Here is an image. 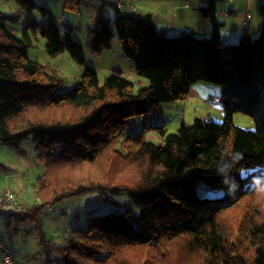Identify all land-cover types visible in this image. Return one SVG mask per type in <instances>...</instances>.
<instances>
[{
    "label": "trees",
    "instance_id": "obj_1",
    "mask_svg": "<svg viewBox=\"0 0 264 264\" xmlns=\"http://www.w3.org/2000/svg\"><path fill=\"white\" fill-rule=\"evenodd\" d=\"M90 1L62 0V7L79 12ZM97 1L86 48L99 53L116 33L146 85L135 88L117 68L100 83L84 65L79 82L63 89L64 78L30 58L28 48L39 35L49 56L66 51L84 64L83 45L72 37L81 27L66 22L60 31L35 0H12L9 13L0 8V143L19 153L30 144L44 170L36 177L37 200L4 215L5 232L38 233L35 264H264V3L258 35L244 29L230 43L221 33L219 0L198 7L211 25L208 37L166 36L150 13L128 10V0ZM19 21L20 35L13 29ZM198 80L221 86V121L195 117L174 132L164 120L151 121L162 104L187 99ZM69 107L82 112L48 118ZM235 112L252 117L254 129L236 125ZM136 116L141 127L133 133ZM199 182L222 194L198 196ZM87 193L97 202L72 209L61 243L48 238L49 212Z\"/></svg>",
    "mask_w": 264,
    "mask_h": 264
},
{
    "label": "rangeland",
    "instance_id": "obj_2",
    "mask_svg": "<svg viewBox=\"0 0 264 264\" xmlns=\"http://www.w3.org/2000/svg\"><path fill=\"white\" fill-rule=\"evenodd\" d=\"M187 1L192 4L193 8L197 9V6H195L197 0ZM35 2L38 4H45L51 10L53 18L59 24L60 31L67 29L68 26L65 24L66 22L81 27L76 28L73 31L72 37L83 45V56L85 58L84 64L76 63L66 51L54 57L49 56L45 50V39L39 35L34 42V46L28 48V55L30 58L49 65L51 69L64 78L63 89L68 90L74 84L79 82L80 75L84 70V65L94 67L100 83L103 82L106 76L114 72V68H117L121 71V74L124 77L129 78L135 83V88L147 84V80L144 77L135 73L132 61L123 55L116 33L114 34L109 48H105L99 53H92L86 48L85 26L92 21L95 12L94 7L98 4L97 0H91L88 4H81L79 12L63 8L62 0H35ZM219 3H221L220 0L217 4L218 6ZM126 4L133 7V10L142 13H147L148 11L161 12L160 10L166 11L169 9L170 0H128L126 1ZM193 4L195 5L193 6ZM192 7L189 11H193L191 10ZM0 8L9 13L14 11L15 6L12 0H0ZM104 13L112 17L113 9L111 7H106ZM38 18L39 20H42L40 16H38ZM63 20L66 21L63 22ZM184 20H186L184 24L188 27L191 26L195 28L190 32L196 36L208 37L211 35V32L207 36L201 33L200 25H198V16H195L194 18L188 17ZM157 24L159 26L160 21H157ZM21 27V21L16 22L13 25V29L18 35L21 33ZM178 29L179 26H177L175 30L169 29V31L163 32L166 36H175V34L178 35L182 32H189L176 31ZM257 35L258 33L253 35V37H256ZM237 38H239V36ZM237 41L238 39L233 43H236ZM191 87H197L199 92L204 95L203 98H192L191 100L185 99L182 101L162 104L159 109L152 111L150 115L151 121L161 123V121L164 120L163 122L168 132H174L180 125L181 121L186 124H191L195 117L213 119L217 122L221 121L224 115L219 99L221 95V86L217 83L198 80L193 83ZM182 109L185 110L183 116H181ZM81 112L82 111L76 107H69L60 112L52 111L48 118L62 117L64 119H72ZM141 120V116H136L132 119L131 126L133 133L140 130ZM233 121L236 125L246 129H254L255 126L252 117L241 112H235L233 114ZM156 138L160 141L159 137ZM22 147L25 153H19L12 147L0 143V163L4 166V168H0V190L10 188L15 192L17 199L24 201L29 207V205L31 206L34 201L37 200L35 196L36 177L44 170L43 163L40 162V159L35 158L31 145L25 143ZM61 178L63 179L62 176L59 177V179ZM196 194L198 196H218L222 194V191L209 188L204 182H199L196 186ZM74 199L75 201L70 200L62 204L64 210L58 208V205H56V207L49 212L48 217H45L46 221L43 226L44 232L48 238L56 243L62 242L63 231L72 224L69 222L73 217L72 209H80V205H82V209L87 211L90 206L97 202L94 195L90 193L79 195ZM65 209L66 213L64 212ZM104 210H106V208H104L103 211ZM3 221L4 213L0 211V236L12 249L14 257L21 262V264H35L30 258L36 255L35 252L38 251L40 247L38 243V233L33 232L30 235L23 236L21 230L17 233H12V231L5 232L7 227L4 226Z\"/></svg>",
    "mask_w": 264,
    "mask_h": 264
},
{
    "label": "crops",
    "instance_id": "obj_3",
    "mask_svg": "<svg viewBox=\"0 0 264 264\" xmlns=\"http://www.w3.org/2000/svg\"><path fill=\"white\" fill-rule=\"evenodd\" d=\"M219 6L217 5L218 19L223 23L221 27V33L223 35V40L233 43L235 42L244 29L248 30L250 35H256L260 31V27L263 20V13L261 9L262 3L264 0H220ZM203 4L202 0H197L196 8L192 7V4L187 0H170L169 9L166 11L160 10L157 11H148L152 15V18L155 22L156 27L158 26L157 21H160V24L157 28L162 31H169V29H176L179 26V29L176 31H193V27L187 26L184 24L186 18H194L198 16V25H200L201 33L207 36L211 32L210 24L201 18L198 13V7ZM192 7L191 10L189 9ZM163 11V12H162ZM246 11L250 12V19L246 26L242 25V22L245 19ZM197 14V15H195ZM184 20V21H183ZM192 25V24H191ZM175 31V33H176ZM174 33V32H173ZM197 87H191L187 100L192 98H203ZM189 98V99H188ZM184 109L181 110V116L184 114ZM150 136V137H148ZM157 136L152 133L147 134V138L157 142ZM16 195V194H15ZM17 197V196H16Z\"/></svg>",
    "mask_w": 264,
    "mask_h": 264
},
{
    "label": "built area",
    "instance_id": "obj_4",
    "mask_svg": "<svg viewBox=\"0 0 264 264\" xmlns=\"http://www.w3.org/2000/svg\"><path fill=\"white\" fill-rule=\"evenodd\" d=\"M89 0H84L87 2ZM125 7L128 10H133L134 8L126 4ZM250 12L246 11L245 19L242 22L243 26H246L250 19ZM28 209V205L24 201L17 199L15 192L10 188L0 190V211L6 215L9 212H23ZM0 264H21L13 255V251L8 246L4 239L0 236Z\"/></svg>",
    "mask_w": 264,
    "mask_h": 264
}]
</instances>
